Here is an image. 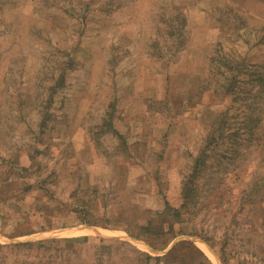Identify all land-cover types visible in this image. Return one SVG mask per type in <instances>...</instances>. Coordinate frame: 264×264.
<instances>
[{"label":"rangeland","instance_id":"1","mask_svg":"<svg viewBox=\"0 0 264 264\" xmlns=\"http://www.w3.org/2000/svg\"><path fill=\"white\" fill-rule=\"evenodd\" d=\"M263 86L264 0H0V264H169L145 255L192 239L264 264ZM214 131L177 243L113 240L179 207ZM86 213L111 237L64 233Z\"/></svg>","mask_w":264,"mask_h":264},{"label":"trees","instance_id":"2","mask_svg":"<svg viewBox=\"0 0 264 264\" xmlns=\"http://www.w3.org/2000/svg\"><path fill=\"white\" fill-rule=\"evenodd\" d=\"M260 82L262 83L263 79L260 80ZM262 89L264 90V88ZM225 119H226V115L224 113L221 114L219 117L220 120L219 126L218 128H216L219 134L218 137H221L223 135ZM108 127L110 130L107 131L112 130L113 134L117 135V131L111 128L112 124L109 122H108ZM216 137L217 136L215 131L209 135L207 141H205L206 144L204 146V149L201 151V153H199V155L195 159L191 173L188 175V177L185 179V181L182 184L181 193H180L181 204L179 205V207H176L172 203L167 201L165 203L164 209L161 212L154 214V216L150 218L146 224L144 225L136 224L131 229H124V231L130 237L135 238L137 240H144L147 243H149L151 246L156 248H163V247L165 248L166 246L169 245V243L172 240H174L178 236L184 235L181 226L184 225L185 222L184 218L187 215L190 208L194 204H196V199L200 189L199 184L203 179L204 168L206 167V161L209 159V155H210L208 151L210 150L211 145H213ZM29 189H32V186H30ZM86 214L81 215L84 224H89L94 226L99 225V223L97 222L88 221L94 218H92L93 216H91L90 214H87V216H85ZM104 227L109 228L108 226H104ZM112 228L118 229L122 227L116 225L113 226ZM150 240H155L156 244H152ZM185 250L195 254L196 259L198 260V264H211L208 261V259L195 246L188 243H182L176 246L168 255L162 258H152L147 254L145 256L148 260H153L155 262L163 261L171 264L172 263L171 260L173 259L186 262V260L188 261L190 257L184 255Z\"/></svg>","mask_w":264,"mask_h":264},{"label":"water","instance_id":"3","mask_svg":"<svg viewBox=\"0 0 264 264\" xmlns=\"http://www.w3.org/2000/svg\"><path fill=\"white\" fill-rule=\"evenodd\" d=\"M80 230H82V231H91V232H93L95 235H97V236H103V234L101 233V230H99L98 228H90V227H87V226H84V227H79V228H77V229H75V230H70V231H68V232H72V233H74V232H77V231H80ZM64 233H67V232H64ZM120 239H122V240H126V241H128V242H131V243H133V244H139V245H142L143 247H145L147 250H149L150 252H152L153 254H157V255H159V254H164V253H159V252H157V251H154L152 248H150L149 246H146L144 243H142L141 241H138V240H136V239H133V238H131V237H129V236H126V237H124V238H120ZM193 240V242L195 243V244H197V245H204L206 248H208L210 251H211V249L203 242V241H200V240H197V239H192ZM175 243H177V242H174L173 243V245L175 244ZM166 252H168V251H166Z\"/></svg>","mask_w":264,"mask_h":264},{"label":"crops","instance_id":"4","mask_svg":"<svg viewBox=\"0 0 264 264\" xmlns=\"http://www.w3.org/2000/svg\"><path fill=\"white\" fill-rule=\"evenodd\" d=\"M5 183H7L8 184V181L7 182H5ZM1 224H2V222H1ZM2 226H4V224H2ZM85 226H87V227H90V228H102V227H100V225H98V226H94V225H85ZM81 227V226H80ZM104 228V227H103ZM102 228V229H103ZM106 229V228H105ZM105 229H103V230H101V233L102 232H105V231H107V230H105ZM70 230H75V229H70ZM70 230H68V231H70ZM115 229H113V230H111V232H113ZM118 230V229H117ZM67 230H66V232H68ZM78 232V231H77ZM88 232H90L91 234L93 233V232H91V231H88ZM107 232H110V231H107ZM59 233H62L63 234V232H59ZM72 233V232H71ZM76 232H74V233H72V235L73 234H75ZM94 234V233H93ZM127 234V233H126ZM29 235H33L32 233H29V234H23V235H19L20 237L19 238H24V237H26V236H29ZM64 235V234H63ZM68 236H70V234H67ZM95 235V234H94ZM129 236V235H128ZM73 237H82V236H73ZM102 237V236H101ZM130 237V236H129ZM132 238V237H131ZM84 238H82L81 240L82 241H87L88 240V238H85L84 240H83ZM133 239H135V238H133ZM113 240H122V239H120V238H117V239H113ZM137 240V239H136ZM175 240V239H174ZM138 241H142V242H144V240H138ZM173 242V241H172ZM174 243V242H173ZM25 244H28V243H22L21 242V244H19V245H25ZM195 245H197V244H195ZM1 246V245H0ZM199 246V247H198ZM196 248L207 258L208 256L205 254V252L203 251V249L200 247L201 245H198ZM172 246H170L168 249H170ZM153 249V248H152ZM155 251V250H154ZM212 252V251H211ZM167 255V254H166ZM165 255V256H166Z\"/></svg>","mask_w":264,"mask_h":264},{"label":"bare ground","instance_id":"5","mask_svg":"<svg viewBox=\"0 0 264 264\" xmlns=\"http://www.w3.org/2000/svg\"><path fill=\"white\" fill-rule=\"evenodd\" d=\"M80 231H82V230H80ZM80 231H78V232H80ZM78 232H76V233H78ZM102 233H104L105 235L111 237V235H109L106 231H105V232H102ZM63 234H64V233H63ZM65 234H71V232H67V233H65ZM61 235H62V234H61ZM201 248H202L203 251L206 253V255L210 258V260H212L215 264H219V263H217V259L215 258V256L213 255V253H211V252H209L208 250H206L203 246H202Z\"/></svg>","mask_w":264,"mask_h":264}]
</instances>
